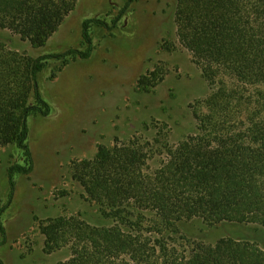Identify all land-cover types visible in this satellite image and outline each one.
<instances>
[{"label": "trees", "instance_id": "1", "mask_svg": "<svg viewBox=\"0 0 264 264\" xmlns=\"http://www.w3.org/2000/svg\"><path fill=\"white\" fill-rule=\"evenodd\" d=\"M73 5L74 0H0V29L41 42ZM175 7L176 37L209 88L193 109L196 133L176 146L158 140L164 156L151 172H145L146 158L136 145L114 155L102 149L86 163L80 183L90 199L110 210L115 224L96 228L72 219L62 221V232L47 231L49 240L71 244V257L60 264H264V249L247 239L227 237L189 248L171 240L178 224L193 218L264 228V0H176ZM94 25L110 28L103 19L86 18L85 50L40 55L20 72L33 103L26 101L28 90L15 93L14 82L4 78L9 68H0V141L6 136L2 122L15 118L12 141L24 156V163L8 168L9 198L15 175L33 167L27 118L50 111L37 75L49 59L89 57Z\"/></svg>", "mask_w": 264, "mask_h": 264}, {"label": "rangeland", "instance_id": "2", "mask_svg": "<svg viewBox=\"0 0 264 264\" xmlns=\"http://www.w3.org/2000/svg\"><path fill=\"white\" fill-rule=\"evenodd\" d=\"M175 5L176 0H74L56 31L41 42L0 29V68L10 70L4 78L14 82L15 93L28 90L26 101L33 103L20 72L40 55L85 50L84 19L100 18L110 26L91 28L89 57L49 59L38 73L37 86L50 111L27 118L33 167L27 174L15 175L10 198L8 168L24 163V156L12 141L15 118L7 116L2 122L6 136L0 141V207L5 206L1 214L5 241L0 244V259L4 264L69 260L71 244L51 241L46 235L52 229L62 232L64 220L96 228L114 226L110 210L90 199L80 183L87 171L84 165L94 161L100 150L114 155L117 149L136 145L146 158L145 172H151L164 156L158 140L176 146L195 135L193 109L209 88L201 68L176 37ZM142 223L148 226L149 218ZM227 237L247 239L264 249V228L208 224L201 218L179 223L171 240L189 248Z\"/></svg>", "mask_w": 264, "mask_h": 264}]
</instances>
